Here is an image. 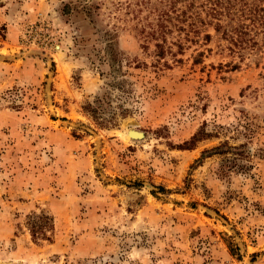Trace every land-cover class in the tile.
Masks as SVG:
<instances>
[{
    "label": "rangeland",
    "instance_id": "1",
    "mask_svg": "<svg viewBox=\"0 0 264 264\" xmlns=\"http://www.w3.org/2000/svg\"><path fill=\"white\" fill-rule=\"evenodd\" d=\"M150 6L0 0V264H264V47Z\"/></svg>",
    "mask_w": 264,
    "mask_h": 264
},
{
    "label": "trees",
    "instance_id": "2",
    "mask_svg": "<svg viewBox=\"0 0 264 264\" xmlns=\"http://www.w3.org/2000/svg\"><path fill=\"white\" fill-rule=\"evenodd\" d=\"M149 3L151 17L149 21L151 36L157 39L156 47L159 55L166 52L167 35L173 27L180 31L199 33L202 26H211L221 38L228 42L232 52L243 58L247 53L261 50L264 47V0H145ZM160 5L161 7H159ZM154 19V18H152ZM206 40L212 38L211 33L204 35ZM170 48V47H169ZM168 48V49H169ZM183 46L179 45V50ZM113 60L117 56L113 55ZM96 105L88 103L84 109L93 117H99L103 99L98 97ZM202 127L190 141L181 148H192L199 140L209 137ZM163 189V188H161ZM30 230L34 237H48L47 232L53 229L52 218L46 214L30 218ZM231 254H236L234 246L229 245Z\"/></svg>",
    "mask_w": 264,
    "mask_h": 264
},
{
    "label": "water",
    "instance_id": "3",
    "mask_svg": "<svg viewBox=\"0 0 264 264\" xmlns=\"http://www.w3.org/2000/svg\"><path fill=\"white\" fill-rule=\"evenodd\" d=\"M128 134L132 137V138H136V139H140L143 138L145 136L144 132L139 131V130H135V129H130L128 131Z\"/></svg>",
    "mask_w": 264,
    "mask_h": 264
}]
</instances>
